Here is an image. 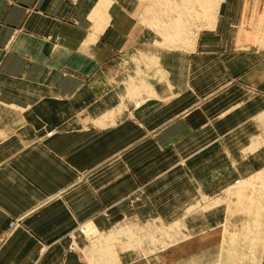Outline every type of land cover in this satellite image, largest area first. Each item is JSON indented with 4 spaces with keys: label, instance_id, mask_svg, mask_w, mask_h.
I'll return each instance as SVG.
<instances>
[{
    "label": "crops",
    "instance_id": "1",
    "mask_svg": "<svg viewBox=\"0 0 264 264\" xmlns=\"http://www.w3.org/2000/svg\"><path fill=\"white\" fill-rule=\"evenodd\" d=\"M110 1L0 0V264H93L80 227L173 222L262 160L264 52L230 7L177 47Z\"/></svg>",
    "mask_w": 264,
    "mask_h": 264
},
{
    "label": "rangeland",
    "instance_id": "2",
    "mask_svg": "<svg viewBox=\"0 0 264 264\" xmlns=\"http://www.w3.org/2000/svg\"><path fill=\"white\" fill-rule=\"evenodd\" d=\"M197 1L143 0L138 13L143 23L156 27L162 37L159 44L166 46L168 38L170 42L177 41L181 35L166 33V30L170 31L176 24L179 27L183 24L188 28L202 27L207 21V0ZM231 1L221 2L223 8L231 9L234 27L230 29L238 33L239 30L246 31L245 40L255 42L262 49L260 52H264V0ZM149 10L157 13L155 25L145 21L146 15H151ZM245 27L251 28V31L248 32ZM205 28L211 27L201 28L200 31ZM261 120L264 123V118ZM249 150L258 151L256 156L262 159L256 161V170H250L254 162L242 161V177L217 195L199 197L183 218L170 223L154 220L136 224L133 223L135 219L128 216L121 225L102 235L90 228L80 227L78 231L89 242L87 255L96 257L93 264H116L121 250L146 256L158 253L161 264H264V138L258 137L256 144L251 149L246 147L244 152ZM186 219H191L196 225H187ZM12 223H15L13 227ZM16 225L15 221H11L9 228ZM73 232L70 233L71 238L75 236ZM91 235L99 240L92 244ZM90 247L96 253L89 252ZM71 249H76V245L72 244Z\"/></svg>",
    "mask_w": 264,
    "mask_h": 264
},
{
    "label": "bare ground",
    "instance_id": "3",
    "mask_svg": "<svg viewBox=\"0 0 264 264\" xmlns=\"http://www.w3.org/2000/svg\"><path fill=\"white\" fill-rule=\"evenodd\" d=\"M222 1L223 0H207L206 5L208 4V6H206L207 7L206 8V14L208 16L207 17L208 19H207V21H205L204 25H203V23L200 24V25H203L202 27L200 26V27H196V28H193V27H189L188 28V26H185L184 24L179 27V24H176V26L173 29L171 28L170 31H169V29L166 30V33L167 32H170L173 35L176 34V33H180L182 35V36L181 35L179 36L181 38H179V37L177 38L178 40L180 39L179 42H177L178 41L177 39H176L177 41H171V42L169 41L170 42L169 45L170 46L171 45H175V46L179 47L182 44H184L186 46L187 45L189 46L190 44L192 45L193 43H195L196 42V39H197V36H198V33H199V31H200L201 28H204V27H213L214 24H216L215 22L217 20L218 12H219L220 5H221V2ZM110 2H111L110 0H106L105 5L108 6L110 4ZM189 9L191 10L192 8H189ZM173 24H175V23H173ZM171 31H173V32H171ZM183 34H184V38H183ZM189 42H190V44H188Z\"/></svg>",
    "mask_w": 264,
    "mask_h": 264
},
{
    "label": "built area",
    "instance_id": "4",
    "mask_svg": "<svg viewBox=\"0 0 264 264\" xmlns=\"http://www.w3.org/2000/svg\"><path fill=\"white\" fill-rule=\"evenodd\" d=\"M14 225H15V223H12V224H11V227H13ZM81 231H82L83 233H85V231H84L83 229H82Z\"/></svg>",
    "mask_w": 264,
    "mask_h": 264
}]
</instances>
